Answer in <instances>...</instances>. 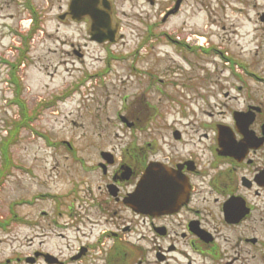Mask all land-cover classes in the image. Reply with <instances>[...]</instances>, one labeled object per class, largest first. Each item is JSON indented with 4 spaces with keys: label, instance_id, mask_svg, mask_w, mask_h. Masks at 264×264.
Here are the masks:
<instances>
[{
    "label": "flooded vegetation",
    "instance_id": "obj_1",
    "mask_svg": "<svg viewBox=\"0 0 264 264\" xmlns=\"http://www.w3.org/2000/svg\"><path fill=\"white\" fill-rule=\"evenodd\" d=\"M53 1L0 0V40L17 44L18 73L35 61L39 35L59 30L47 29ZM164 1L161 21L146 23L125 57L111 49L125 33L116 0H90L111 18L102 34L112 40L91 36L90 16L74 20L72 0L52 13L58 26L81 30L83 42L64 43L62 54L82 78V99L92 96L84 107L95 106L91 124L100 131L71 150L77 161L34 174L42 187L34 200L56 197L58 212L0 216L11 238L22 236L16 223L31 222L30 255L17 262L264 264V0ZM186 14L204 21L189 23ZM115 125L121 133L110 132ZM145 174L150 198L170 209L127 205Z\"/></svg>",
    "mask_w": 264,
    "mask_h": 264
},
{
    "label": "rangeland",
    "instance_id": "obj_2",
    "mask_svg": "<svg viewBox=\"0 0 264 264\" xmlns=\"http://www.w3.org/2000/svg\"><path fill=\"white\" fill-rule=\"evenodd\" d=\"M54 1V5L52 3L51 5L52 8L55 7L46 14V19L49 17L46 22L49 25L47 29L59 30H56L51 37L44 35L41 38V34L39 35L32 52L35 61L29 62L27 67L19 72L20 76H17L20 86L18 95L10 75L6 74L3 65L0 66V166H7V169H0L2 175L0 176V216L12 214L14 210L18 215L30 220L31 215L41 210L57 211L59 200L56 197L34 200L36 193L42 189L33 179L34 174L48 176L46 172H50L51 167L69 166L79 159L71 160L65 157L68 148L62 144L63 140L70 141L77 150L83 149V145L95 140L92 134L100 131L99 127L91 124L95 106L84 107L90 103L91 94L88 98L82 99L75 93L64 101L54 103L56 100L54 95L61 94L75 85L80 86L82 80L79 72H72L76 65L72 62L67 63L63 59L65 53L62 54V49L67 47L64 43L71 40L83 42V39L81 40L83 36L78 27L58 26L56 19H50L52 13L55 16L64 9V0ZM116 1L119 6L117 17L125 33L124 41L113 44L111 49L116 54L127 56L135 47L137 39L144 37L146 23L160 21V8L165 1L157 0L155 5L143 3L142 0ZM229 1L234 3L236 0ZM60 4L62 7L59 8ZM230 12L228 14L234 16L233 11L230 10ZM199 16L189 19L186 14L185 19L189 23L201 25L204 20L202 15ZM220 17H216L215 21L228 26V21H223ZM178 21V18H174L170 28L172 29ZM234 21L239 22V19ZM12 40L10 36L0 40V54L8 55L13 61L18 54L14 48L10 50L8 47ZM50 47L57 51L52 52ZM251 47L250 44L247 45L248 49ZM96 90H90V93ZM50 100L53 106L40 104L42 101ZM107 115L112 117L111 111H108ZM118 128V125L111 126L110 132H117ZM7 141L9 146L5 149L1 145ZM5 156L9 158L8 165L4 164ZM52 186L55 187L51 188L54 192H59L61 186L59 183ZM24 200L25 202H22ZM30 223H16L14 229L22 232V236L18 238L9 237L0 228V262L2 264H6L7 259L10 260L8 264H25L17 262L16 258L30 255V247H27L29 238L25 237L29 234Z\"/></svg>",
    "mask_w": 264,
    "mask_h": 264
},
{
    "label": "water",
    "instance_id": "obj_3",
    "mask_svg": "<svg viewBox=\"0 0 264 264\" xmlns=\"http://www.w3.org/2000/svg\"><path fill=\"white\" fill-rule=\"evenodd\" d=\"M78 1L77 0H73V4L77 5ZM140 190H139V196L136 197V199L134 200V198H131V200L129 201V203L134 204L135 202H137L138 206H135L141 210H144L148 205L145 202V190H144V181L141 183L140 185Z\"/></svg>",
    "mask_w": 264,
    "mask_h": 264
},
{
    "label": "trees",
    "instance_id": "obj_4",
    "mask_svg": "<svg viewBox=\"0 0 264 264\" xmlns=\"http://www.w3.org/2000/svg\"><path fill=\"white\" fill-rule=\"evenodd\" d=\"M6 148H8V144H6Z\"/></svg>",
    "mask_w": 264,
    "mask_h": 264
}]
</instances>
